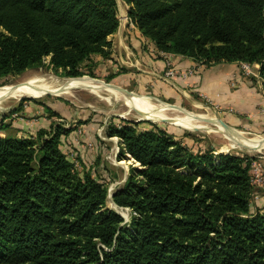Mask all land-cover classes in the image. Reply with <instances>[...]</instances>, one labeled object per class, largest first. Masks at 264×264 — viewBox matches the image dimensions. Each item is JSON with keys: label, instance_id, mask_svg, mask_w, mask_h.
Wrapping results in <instances>:
<instances>
[{"label": "trees", "instance_id": "1", "mask_svg": "<svg viewBox=\"0 0 264 264\" xmlns=\"http://www.w3.org/2000/svg\"><path fill=\"white\" fill-rule=\"evenodd\" d=\"M121 1L151 56L259 65L264 77V0ZM119 29L118 0H0V79L41 67L96 78ZM22 109L0 118V264H264L256 157L192 150L159 128L110 122L119 160L139 165L113 194L132 212L126 223L107 206L95 165L82 173L70 157L76 129L53 122L29 136L1 135Z\"/></svg>", "mask_w": 264, "mask_h": 264}, {"label": "rangeland", "instance_id": "2", "mask_svg": "<svg viewBox=\"0 0 264 264\" xmlns=\"http://www.w3.org/2000/svg\"><path fill=\"white\" fill-rule=\"evenodd\" d=\"M119 15L121 16L120 19L123 20V24L126 25L127 23L124 19L127 15ZM148 48L153 50L150 45H148ZM114 69L116 68H113V66L112 69L109 65L104 66L103 60H100V67L97 71L96 78L66 79L47 67H41L28 70L19 76L0 79V89L17 87L32 93H39L36 96H25V98L22 97L21 99L0 95V118L4 115L9 117L14 109L23 107L22 111L18 112L22 117L13 119V116L18 114L15 113L5 121L11 127L7 131L8 134H2L5 136H29L31 135L29 132L34 127H37L33 126V124L38 125L41 127L39 129H42L50 127L53 122L61 123L67 128L76 129V133H78L79 129H82V132L86 130L87 134L91 136L89 140L92 142L95 150H92L90 153L88 152L89 150L78 153L77 150L75 151L78 169L82 173L89 171L88 169L91 166L89 167L90 164L88 162L91 161V157H95V172L98 173V176L102 180H105L109 188L107 206L118 212L125 219L126 223L130 222L132 212L128 209L118 207L113 201V194L117 189L126 184L131 167L138 168L139 165L134 164L129 159V156H127V159L119 160L121 152L120 146L113 143L112 140L115 138L111 139L106 135V127L110 122L114 121L117 125L121 124L122 121L134 123L138 125V129L141 131H151L155 127L159 128L170 135L176 136L177 139L182 140L192 150L210 146L216 151V154L237 153L256 157L257 159L264 157V147L253 151L240 148L236 142L226 138L224 134L217 130L215 124L211 122V119H220L226 123V117L222 115L218 107L215 108L210 102L204 99L200 100V98H192L193 100L189 101L190 98L188 97L176 99L165 94L163 95L157 89L151 87L150 84L143 86L137 85L136 75H129L130 71L127 68L122 70L121 66L117 68L121 71L119 75V70L115 73ZM114 75L115 78L110 79ZM79 80L93 81V86L99 85V87H103L104 89L79 87L77 89L62 90L63 92L59 94H52L50 92L52 89ZM107 85L116 86L130 93L132 98L136 99L140 104H149L156 108L167 106L169 109L167 108L165 113L169 118L178 121V119L187 117L186 119L191 124L184 127L170 122L154 120L147 115L145 116L138 111L135 105H127L126 100L128 98L126 97V99L124 95L107 92L105 88L109 87ZM46 92L51 95L41 96L42 93ZM114 95H117L118 100ZM23 99L28 100L23 101ZM25 106L29 107L26 111L24 110ZM47 107L60 113L63 119H50V113L47 111ZM43 119L45 121L42 122ZM206 120H209V123ZM190 126L194 127L190 128ZM229 126L232 127L231 125ZM232 128L242 139L256 141L257 143L255 142L256 144H253L255 146L259 145L258 142L264 139V132H250L237 129L236 127ZM187 135L190 136L187 137ZM92 136L96 138L97 145H95L96 143H94ZM255 161L253 163H256ZM253 174L254 171L251 169V176Z\"/></svg>", "mask_w": 264, "mask_h": 264}, {"label": "crops", "instance_id": "3", "mask_svg": "<svg viewBox=\"0 0 264 264\" xmlns=\"http://www.w3.org/2000/svg\"><path fill=\"white\" fill-rule=\"evenodd\" d=\"M118 4L119 14L128 16L129 7L121 0H118ZM110 40L114 57L110 61H103L104 66L109 65L111 69L112 66L116 69L121 66V70L127 68L129 75H136L137 85L150 84L166 96L176 99L188 97L189 101L192 98L204 99L221 110L228 125L250 132H264V77L260 75L259 65H251L254 75H247L243 63H222L207 67L181 56L153 57L147 49L148 40L132 23L120 26ZM116 69L115 73L119 70ZM170 70L175 71L178 76L167 78L166 73ZM33 126L37 127L29 132L31 135L41 128ZM83 133L81 136L75 133L70 136L72 147L69 152H87L86 145L92 144L89 140L91 136L86 130ZM92 139L96 143L94 136ZM112 141L118 144V140ZM94 161L95 157H91L89 166L94 165ZM255 162L264 172V157ZM256 190L252 206L254 209L264 210V185L256 187Z\"/></svg>", "mask_w": 264, "mask_h": 264}, {"label": "bare ground", "instance_id": "4", "mask_svg": "<svg viewBox=\"0 0 264 264\" xmlns=\"http://www.w3.org/2000/svg\"><path fill=\"white\" fill-rule=\"evenodd\" d=\"M93 84H94V82L93 81H90V80H79V81L72 82L71 84L64 85V86L58 87L56 89H52L50 92L52 94H59V93H62L63 92L62 90H65V89H67V90L68 89H77L79 87L80 88H88V87H91L92 89H104L103 87H99V85L98 86H93ZM105 88H106V91L109 92V93H113V94L118 93L120 95L121 94L123 95V93L117 91L114 87L109 86V87H105ZM38 94L39 93H32V92H30L28 90H24V89L17 88V87H5V88L0 89V95H6L8 97L20 98V99L22 97H25V96H36ZM47 94H49V93L48 92L42 93L41 96L47 95ZM121 98H123V97L121 96ZM116 99H117V97H116ZM126 104L127 105H131V104L135 105L139 112L143 113L145 116L147 115L148 117H150V118H152L154 120L164 121V122H167V123L170 122L172 124L179 125V126H184V127L185 126H188L189 124H191V123H189L188 119H186L187 117L184 118V119H178V121H175V120L169 118L166 115V113H165V111L167 110V108L169 109V107H167V106H163L161 108H156L153 105L140 104V102H138L136 99L131 98V97L126 100ZM211 122L213 124H215V127L217 128V130L219 132H221L222 134H224L226 136V138L230 139L231 141L236 142V144L237 143H241V144H244V145L249 144L247 146H250L252 148H256L257 146L260 145V142L261 141L258 142L259 145H256L255 146L253 144H256L257 143L256 141H250V140L242 139L238 134H236V132L234 130L232 131V130H228V129L224 128V126L220 123L219 119L213 118V119H211ZM193 127L194 126H192V127L190 126V128H193Z\"/></svg>", "mask_w": 264, "mask_h": 264}, {"label": "built area", "instance_id": "5", "mask_svg": "<svg viewBox=\"0 0 264 264\" xmlns=\"http://www.w3.org/2000/svg\"><path fill=\"white\" fill-rule=\"evenodd\" d=\"M120 18H121V16L119 17V21H120V26H122L124 24H123V20L120 19ZM124 21H126L127 24H131L129 16H125ZM160 55L161 56H166V54H163V53H160ZM243 65H244L243 67H244V70H245L247 75H254L252 73L251 65H249V64H243ZM166 76L168 78H170V77L178 76V74L175 73L174 71L170 70L169 72L166 73ZM27 108H29V107L25 106L24 110L25 111L28 110ZM19 117H22V116L18 113V114L13 116V119H16V118H19ZM76 134L81 136L83 134L82 129H79L78 133H76ZM78 144H80V141H78ZM86 148L88 150H90V151L94 150L93 144H90V143L86 145ZM70 157L73 159V161L76 164V167L78 168V161H77V159L75 157V154L74 153H70ZM252 169L254 171V174L251 176L253 186L254 187H262L264 185V172H263L262 168L260 166L256 165V163H253Z\"/></svg>", "mask_w": 264, "mask_h": 264}, {"label": "water", "instance_id": "6", "mask_svg": "<svg viewBox=\"0 0 264 264\" xmlns=\"http://www.w3.org/2000/svg\"><path fill=\"white\" fill-rule=\"evenodd\" d=\"M107 86H111V87H114L117 91H119V92H121V93H123V95H125V97H128V98H132V96H131V94L130 93H128V92H126V91H124V90H122V89H120V88H118V87H116V86H113V85H107ZM47 95H51V94H47ZM23 98H25V97H23ZM208 123H209V120H206ZM219 121H220V123L224 126V128H226V129H228V130H234L232 127H230L227 123H225L224 121H222V120H220L219 119ZM237 145H238V147H240V148H243V149H246V150H249V151H253V150H257V149H260V148H262V147H264V139H262V141L260 142V145H259V147H256V148H252V147H250V146H247V145H244V144H241V143H237Z\"/></svg>", "mask_w": 264, "mask_h": 264}]
</instances>
